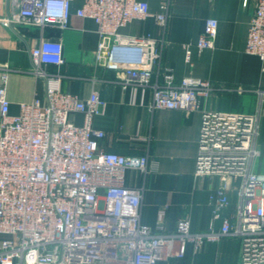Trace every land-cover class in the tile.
<instances>
[{
	"label": "built area",
	"instance_id": "obj_1",
	"mask_svg": "<svg viewBox=\"0 0 264 264\" xmlns=\"http://www.w3.org/2000/svg\"><path fill=\"white\" fill-rule=\"evenodd\" d=\"M72 1L6 0L9 13L0 23L64 30ZM169 7L170 0H160V13L152 14L143 0H82L76 15L95 23L96 58L124 74L121 85L151 88L152 110L189 115L217 93L246 92L194 77L176 81L171 69L161 67L162 40L119 32L148 17L165 29ZM217 26L215 19L205 20L194 45L198 52L214 48ZM123 48H133L136 56L124 55ZM183 48L189 62L191 45ZM244 51L264 66V0H255ZM62 53L61 42L43 38L30 49L29 73L43 81L44 95L21 103L17 115L8 112L9 70L0 66V235L8 237L0 241V264H156L183 257L187 245L196 254L204 243L228 235L240 239L239 264H264V173L255 165L258 115L201 109L194 177L217 180L208 197L212 221L206 232L191 231L190 219L181 218L174 233H156L140 222L141 190L126 184L128 171L147 173L148 156L100 147L105 133L93 121L105 103L95 90L86 99L62 92L64 76L47 69L63 65ZM255 92L264 105V90ZM75 114L82 115L81 126L73 123ZM233 192L236 211L224 214Z\"/></svg>",
	"mask_w": 264,
	"mask_h": 264
},
{
	"label": "crops",
	"instance_id": "obj_2",
	"mask_svg": "<svg viewBox=\"0 0 264 264\" xmlns=\"http://www.w3.org/2000/svg\"><path fill=\"white\" fill-rule=\"evenodd\" d=\"M152 14L160 13V0H143ZM82 0H73L68 26L59 30L46 26L42 31L34 26L0 23V66H7L4 85L9 101V114L17 115L21 103L43 98L44 83L31 75L30 49L43 38L58 40L63 46L62 66H48L64 77V93L86 99L95 90L105 103L93 127L105 133L100 147L122 155H147L145 174L128 171L126 184L141 190L140 222L156 233H174L178 219L189 218L191 231L209 229L212 206L208 202L217 180L195 178L202 110L258 115L256 149L264 158V105L256 90H264V66L255 56L245 53L247 31L255 11V0H170L168 21L161 29L153 17L133 20L119 32L125 36L162 40L161 67L171 69L175 80L194 77L216 85L246 90L242 94L217 93L201 100V109L186 115L178 110H152L151 88L124 87V74L106 69L96 58L98 36L95 23L76 15ZM6 0H0V19L8 15ZM207 19L217 21L213 49L198 52L195 48ZM184 45H191L190 61H185ZM123 54L136 56L133 48H123ZM0 70V86L1 74ZM157 75L153 74L154 82ZM81 126L82 115L71 117ZM264 164L256 171L264 173ZM231 205L224 214L236 211L238 197L231 193ZM220 221L213 227L217 230ZM0 235V241L7 239ZM240 239L234 235L222 237L218 243H204L194 254L187 245L184 256L171 257L156 264H239Z\"/></svg>",
	"mask_w": 264,
	"mask_h": 264
},
{
	"label": "rangeland",
	"instance_id": "obj_3",
	"mask_svg": "<svg viewBox=\"0 0 264 264\" xmlns=\"http://www.w3.org/2000/svg\"><path fill=\"white\" fill-rule=\"evenodd\" d=\"M258 164H264L263 156L261 158L256 159V161H255L256 168H257ZM263 167H264V165H263Z\"/></svg>",
	"mask_w": 264,
	"mask_h": 264
}]
</instances>
